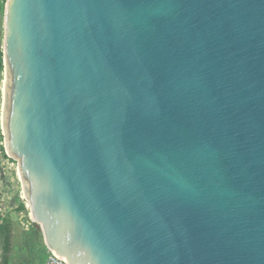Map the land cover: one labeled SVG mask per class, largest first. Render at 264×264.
Listing matches in <instances>:
<instances>
[{"label": "water", "instance_id": "obj_1", "mask_svg": "<svg viewBox=\"0 0 264 264\" xmlns=\"http://www.w3.org/2000/svg\"><path fill=\"white\" fill-rule=\"evenodd\" d=\"M1 126L70 264H264V0H7Z\"/></svg>", "mask_w": 264, "mask_h": 264}, {"label": "rangeland", "instance_id": "obj_2", "mask_svg": "<svg viewBox=\"0 0 264 264\" xmlns=\"http://www.w3.org/2000/svg\"><path fill=\"white\" fill-rule=\"evenodd\" d=\"M7 0H0V56L3 51V34H4V18H5V5ZM2 59V56H1ZM5 77V70H0V116H1V106H2V88H3V82ZM1 154V153H0ZM2 156V154H1ZM22 191L21 183L18 175V168H17V161L10 160L9 164L2 163V158L0 157V198L3 196L8 195V197H11L14 200V204L17 207H14L11 209L14 213L8 215V214H0L1 218H8L9 221V240H8V248L6 252H3V250L0 249V264H6L9 258V261L15 257V262L13 264H26V260L21 261V257L19 254L21 248H17L19 246V239L17 236L11 235V230L13 226H25L27 227L28 224H35L37 227H39L38 224L32 221L29 217V209H26L22 203H20L19 194ZM20 206L24 207V210H20ZM20 213V214H16ZM40 228V227H39ZM42 233V232H41ZM11 237L14 238L13 241L17 244L16 249H12V252L10 254L11 250ZM42 239V234L40 235Z\"/></svg>", "mask_w": 264, "mask_h": 264}, {"label": "crops", "instance_id": "obj_3", "mask_svg": "<svg viewBox=\"0 0 264 264\" xmlns=\"http://www.w3.org/2000/svg\"><path fill=\"white\" fill-rule=\"evenodd\" d=\"M14 212L9 208L6 214L10 215ZM16 214L20 213L16 212ZM15 225L16 226L12 227L11 235L18 237L19 246L17 247L18 243H15L13 241L14 238L11 237L12 244L10 254L13 248H21L19 252V254H21V261L26 260V264H43L47 255V248L44 244L43 237L42 239L40 237V235L42 234L41 229L35 224H28L27 227L21 225L18 226L17 224ZM13 262H15V257H13L10 261L8 258L6 264H13Z\"/></svg>", "mask_w": 264, "mask_h": 264}, {"label": "built area", "instance_id": "obj_4", "mask_svg": "<svg viewBox=\"0 0 264 264\" xmlns=\"http://www.w3.org/2000/svg\"><path fill=\"white\" fill-rule=\"evenodd\" d=\"M0 157L2 158V163L4 164H9L11 158L8 156V154L6 153L5 149H4V139H3V132H2V126H1V117H0ZM19 198H20V203H22V205L28 209V205L27 202L24 198V195L22 193V191L19 194ZM14 200L11 197H8V195L3 196L2 198H0V214L3 215L7 212V210L13 209L14 207H17L14 204ZM43 264H70L68 263L65 259L57 256L54 252L50 251L47 249V255L46 258L43 262Z\"/></svg>", "mask_w": 264, "mask_h": 264}, {"label": "trees", "instance_id": "obj_5", "mask_svg": "<svg viewBox=\"0 0 264 264\" xmlns=\"http://www.w3.org/2000/svg\"><path fill=\"white\" fill-rule=\"evenodd\" d=\"M0 62H1V56H0ZM2 69V65H0V70ZM20 210H24L23 206H20ZM9 221L8 218H1L0 217V249L3 250V252L7 251L8 248V240H9Z\"/></svg>", "mask_w": 264, "mask_h": 264}]
</instances>
